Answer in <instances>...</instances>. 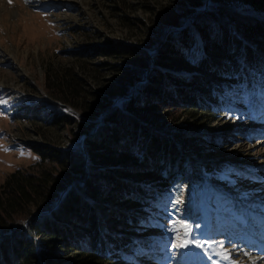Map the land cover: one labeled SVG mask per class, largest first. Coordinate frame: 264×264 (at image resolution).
Masks as SVG:
<instances>
[{
  "label": "rangeland",
  "instance_id": "rangeland-1",
  "mask_svg": "<svg viewBox=\"0 0 264 264\" xmlns=\"http://www.w3.org/2000/svg\"><path fill=\"white\" fill-rule=\"evenodd\" d=\"M225 7L264 17V0H0V100L7 101L0 104V184L10 171L28 168L51 188L27 186L19 215L55 201L89 164L128 181L127 193L92 199L104 224L132 244L106 264H264V40L238 30L220 11ZM203 11L231 25L258 67L213 49V36L192 17ZM107 41L133 50L86 53ZM54 72L77 82L65 102L50 93ZM186 93L204 102L193 106ZM148 130L173 139L183 156L157 152L159 162L169 161L186 180L192 165L215 189L202 221L204 249L173 247L194 231L196 214L169 212L171 191L142 159ZM60 149L81 151L80 166L59 165ZM153 190L166 191L168 200L145 204L133 193L149 198ZM115 210L143 221L129 223Z\"/></svg>",
  "mask_w": 264,
  "mask_h": 264
},
{
  "label": "trees",
  "instance_id": "trees-1",
  "mask_svg": "<svg viewBox=\"0 0 264 264\" xmlns=\"http://www.w3.org/2000/svg\"><path fill=\"white\" fill-rule=\"evenodd\" d=\"M220 11L230 15L229 18L237 20L236 28L238 30L245 34H256L264 40V17L244 10L236 11L228 7L220 9ZM192 17L198 22L203 32L213 36L215 42L213 49L215 51L229 56H243L258 67L257 55L246 42L241 40L231 25L226 20L221 19V15H218L217 11L194 12ZM188 34L190 35V33ZM191 39L187 38L186 40L190 41ZM93 47L90 50L87 49L86 53L97 50L98 54L112 55L113 52L121 53L133 50L113 41H107ZM83 51L85 52L86 49L83 48ZM135 54L138 53L135 52ZM52 76L55 79L50 86V93L53 97L65 102L66 99H70L72 95L76 94L71 90L70 84H77V82L71 81L68 72H54ZM165 81L166 77L163 74L161 90H164ZM185 98L193 106H199L200 103L204 102L203 99L192 93H186ZM54 114L62 120L69 119L67 113L54 112ZM118 114L123 119L128 117L125 112ZM107 137L113 145L118 146L110 133ZM123 140L124 143H127L130 139L123 138ZM29 144V147L38 153L37 161L42 160L40 156L42 152L33 146V142ZM157 152L160 154L165 152L170 156V160L172 158L183 159L173 139L148 130L142 159L147 162V168L159 176L163 182L160 188H167L171 191V201L168 204L169 212L185 216L190 213L196 214L195 220L198 225L192 233L195 237L202 238L205 231L202 227V221L206 218L211 206L209 192H215L214 187L207 182L204 183L192 165L193 172L188 180L185 176L181 177V174L177 175L172 172L169 161L159 162L157 160ZM54 158L58 163L60 162L59 165L63 163L65 166L74 165L78 167L80 166L78 163L83 160V154L81 151L72 152L60 149ZM188 164L190 165V163ZM41 170L51 175L47 169L42 168ZM88 172H91L90 176L87 174ZM99 172L105 171L86 164L78 178L68 184L65 190L57 195L55 201L49 202L44 208L21 216L19 213L25 212L23 208L28 205L26 195H30L29 189L31 187L28 189L27 186L31 184L40 185L46 190H51V188L44 184V178L41 174L28 168H16L10 171L0 184V264H88L89 262L106 264L108 260L114 258L115 254H122L124 250H131L130 240L124 235L113 233L101 220L98 208L92 202L93 197L98 196V194L123 195L127 193L125 185L128 184V181L122 178L109 177L106 174L99 175ZM53 191L58 193L56 189ZM133 193L145 204H155L161 200L167 201L169 196L166 191L161 190H153L149 197L152 199L136 194L137 192ZM180 195H182L180 199L181 210L176 207ZM17 205L22 209H15ZM139 207L143 208L144 205ZM113 212H117L115 214H119V217H123L129 223L143 221L135 214L126 211L115 210ZM195 233H198V236ZM61 252L68 253V257L60 259L58 254Z\"/></svg>",
  "mask_w": 264,
  "mask_h": 264
},
{
  "label": "snow or ice",
  "instance_id": "snow-or-ice-1",
  "mask_svg": "<svg viewBox=\"0 0 264 264\" xmlns=\"http://www.w3.org/2000/svg\"><path fill=\"white\" fill-rule=\"evenodd\" d=\"M9 2L11 3V0H9ZM3 103H7V101L0 100V104H3ZM21 154L23 155L24 153H21ZM184 227L186 229L188 228L187 225H184ZM184 237H186V239H184L180 243L173 245V247L179 248V249H189V247L192 246L193 248H196V249H204L205 245L208 243L207 240L201 241L199 238L193 236L191 233V230L185 231ZM222 259L227 260L229 259V257L225 255L222 257ZM217 264H219V261H217Z\"/></svg>",
  "mask_w": 264,
  "mask_h": 264
},
{
  "label": "water",
  "instance_id": "water-1",
  "mask_svg": "<svg viewBox=\"0 0 264 264\" xmlns=\"http://www.w3.org/2000/svg\"><path fill=\"white\" fill-rule=\"evenodd\" d=\"M61 193H62V192H61ZM61 193H60V194H61Z\"/></svg>",
  "mask_w": 264,
  "mask_h": 264
}]
</instances>
